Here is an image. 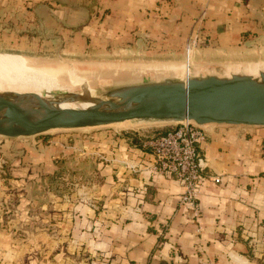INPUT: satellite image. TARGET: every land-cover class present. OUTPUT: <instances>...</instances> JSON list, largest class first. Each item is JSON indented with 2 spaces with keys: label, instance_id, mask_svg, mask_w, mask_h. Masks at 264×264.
Masks as SVG:
<instances>
[{
  "label": "crops",
  "instance_id": "crops-1",
  "mask_svg": "<svg viewBox=\"0 0 264 264\" xmlns=\"http://www.w3.org/2000/svg\"><path fill=\"white\" fill-rule=\"evenodd\" d=\"M201 13L207 14L203 30L186 34L183 29ZM191 36L197 39L192 60L204 42L211 48L203 47V53L248 52L250 40L264 52V0H0V43L16 44L25 52L163 56L170 54V43L182 39L184 59ZM143 39L155 46L136 48ZM95 143L91 157L104 181L98 240L90 242L114 264L247 260L244 241L236 237L238 228L247 236L261 232L264 221V130L214 127L208 133L198 148L203 176L197 216L178 204L180 183L152 170L149 149L125 139ZM107 220L108 227L102 226ZM165 222L166 240L154 252L156 229ZM0 249L10 250L1 240Z\"/></svg>",
  "mask_w": 264,
  "mask_h": 264
},
{
  "label": "rangeland",
  "instance_id": "rangeland-1",
  "mask_svg": "<svg viewBox=\"0 0 264 264\" xmlns=\"http://www.w3.org/2000/svg\"><path fill=\"white\" fill-rule=\"evenodd\" d=\"M202 14L191 19L190 25L183 29L186 34L196 28L203 30L207 14ZM150 45L155 46L143 39L138 42L136 48ZM170 45L169 55L135 57V55L122 54L123 57H121V53H110L111 56L108 58L104 54L89 57L68 52L31 53L23 51L16 44L0 43V56L62 63L64 72L67 70L69 73L65 75L58 71L60 75L55 71V76L51 75V78L59 77V81L56 79L58 83L68 85L71 81L69 77L72 79L79 75L72 71L73 64L80 69H85L86 65L101 61H118L121 65L133 62L184 63L182 39ZM246 46L250 51L203 53L201 50L203 47L211 48L210 42H204L196 48L193 66L196 69H203L204 72L219 74H229L243 67L244 71L264 67V52L261 51L260 46H256L251 40ZM9 53L27 54L28 57L13 56ZM259 71L260 69L254 70L253 74L256 75ZM81 74L85 78L79 75L75 80L85 83L74 85L70 89L57 85L56 81L55 84L52 82L47 87L28 88L23 85L7 84L3 80L0 81V89L82 91L81 85H85L90 91L96 93L100 86L148 78L144 75L134 79L117 73L106 75L107 77L92 76L89 73ZM157 75L162 77L159 73ZM48 78L51 80L50 76ZM173 125L123 122L93 128L50 130L27 137L0 136V240L7 242L10 248L7 254L0 249V261L4 264H114L106 251L97 250L91 245L92 241L90 242L91 239L98 240L96 227H100V220H98L102 209L100 188L104 181L98 173L94 156L91 157V153L97 146L95 142H101L102 139H125L132 146L148 150L145 142ZM214 127H236L248 131L250 129L264 130L262 126L216 124L204 126L208 133ZM262 149L264 150V146ZM83 207L89 210L84 211ZM86 212H92V214H86ZM84 217L88 220H84ZM108 222V220L101 221L102 226L108 227ZM260 226L261 232L248 236L245 231L238 228L236 238L243 239L246 247L243 252L247 258L241 264H264V221L260 223ZM156 231L158 240L154 252H157L166 240L168 222ZM178 261L179 258L176 264H179ZM174 263L170 262V264Z\"/></svg>",
  "mask_w": 264,
  "mask_h": 264
},
{
  "label": "water",
  "instance_id": "water-1",
  "mask_svg": "<svg viewBox=\"0 0 264 264\" xmlns=\"http://www.w3.org/2000/svg\"><path fill=\"white\" fill-rule=\"evenodd\" d=\"M179 76L148 77L118 85L73 90L0 89V136L27 137L50 130L137 124L264 127V68L256 75L196 69Z\"/></svg>",
  "mask_w": 264,
  "mask_h": 264
},
{
  "label": "built area",
  "instance_id": "built-area-1",
  "mask_svg": "<svg viewBox=\"0 0 264 264\" xmlns=\"http://www.w3.org/2000/svg\"><path fill=\"white\" fill-rule=\"evenodd\" d=\"M196 45V37H189L185 49L186 64L192 60L191 52ZM204 126L206 124L183 121L153 135L145 142L154 158L152 170L160 174H170L180 183L182 192L178 204L190 210L193 216L198 215L199 182L203 176L198 148L208 137ZM213 179L219 180L218 177Z\"/></svg>",
  "mask_w": 264,
  "mask_h": 264
},
{
  "label": "bare ground",
  "instance_id": "bare-ground-1",
  "mask_svg": "<svg viewBox=\"0 0 264 264\" xmlns=\"http://www.w3.org/2000/svg\"><path fill=\"white\" fill-rule=\"evenodd\" d=\"M68 65L70 64L68 63ZM61 66L62 63L60 64L58 62L46 63L43 61L25 60L24 58L21 57L0 56V81L3 80L7 84H11V85L27 86L28 88L29 87L35 88L39 86L47 87L50 86L52 82H54V84L57 82L56 83L57 85L63 86L66 89H70L73 88L74 85L85 83L79 81L78 79L75 80V78H78L79 75H80L79 77L82 76L83 79L85 78L81 73H89L92 74V76H106V75L109 76L117 73V74L126 75L128 77H133L134 79H136L144 75L148 77L152 75L151 77L154 76L159 78L157 73L162 75V77L173 74H177L176 76H178V74L180 73L183 74L186 73V69H187L184 63L179 64L174 62H170V63L133 62V63H125L124 65H121V62L118 61H104V62L101 61L92 65L88 64L86 65L85 69H80L73 64L71 68L72 71H75L79 75L78 76L76 75V77L72 79L69 77V79L71 80L69 81V84L63 85V83L61 84V82L58 83L59 77L58 79L56 77L58 81H56V79L51 78V75H54L55 71L56 73L58 71L60 73H65V75H67V72L69 73V71L67 70H65L66 72H64V69H62L63 67ZM260 68H264V67H256L250 70H246L245 72L254 75L253 74L254 70ZM49 76L51 80H49L48 78ZM66 79L68 80V78Z\"/></svg>",
  "mask_w": 264,
  "mask_h": 264
},
{
  "label": "trees",
  "instance_id": "trees-1",
  "mask_svg": "<svg viewBox=\"0 0 264 264\" xmlns=\"http://www.w3.org/2000/svg\"><path fill=\"white\" fill-rule=\"evenodd\" d=\"M164 132V131H163ZM162 133V132H161ZM129 138V137H128ZM132 143V141H130Z\"/></svg>",
  "mask_w": 264,
  "mask_h": 264
}]
</instances>
